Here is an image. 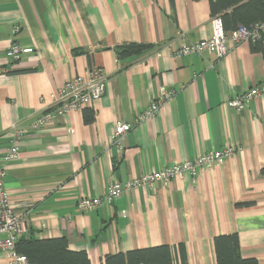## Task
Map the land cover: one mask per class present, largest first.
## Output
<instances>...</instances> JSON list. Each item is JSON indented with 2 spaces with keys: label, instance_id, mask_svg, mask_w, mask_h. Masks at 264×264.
<instances>
[{
  "label": "crops",
  "instance_id": "0c3cea01",
  "mask_svg": "<svg viewBox=\"0 0 264 264\" xmlns=\"http://www.w3.org/2000/svg\"><path fill=\"white\" fill-rule=\"evenodd\" d=\"M214 18L207 0H0V158L10 126L26 129L3 179L24 235L65 238L90 264L159 245L171 248L174 264L180 248L185 264H216L213 238L236 234L241 257L264 264V95L244 110L225 106L264 82L262 56L231 40L222 59L173 56L211 36ZM11 44L18 60L6 57ZM131 44L153 48L119 59L116 48ZM91 67L107 78L104 94L32 128L64 82ZM161 87L174 98L135 125L120 150L110 147L115 125L132 123ZM84 109L92 122L83 121ZM226 147L232 156L193 177L124 192L110 208H76L112 182ZM0 264H9L2 252Z\"/></svg>",
  "mask_w": 264,
  "mask_h": 264
},
{
  "label": "built area",
  "instance_id": "2783aa9c",
  "mask_svg": "<svg viewBox=\"0 0 264 264\" xmlns=\"http://www.w3.org/2000/svg\"><path fill=\"white\" fill-rule=\"evenodd\" d=\"M212 26L213 32L211 36L180 47L173 53V56L200 55L205 51L215 55L217 59H222L228 51L226 46L227 41L231 40L235 44L244 41L248 42L249 40H254L258 36L259 31L264 30V24H260L255 26L250 32L240 27L233 32L225 33L222 30L221 21L218 17L212 20ZM18 30L19 27L15 26L12 30L13 34L17 33ZM5 53L6 57L15 61L20 57L21 50L18 45L11 44ZM106 82V76L97 67H91L87 71L86 76H77L66 80L57 92L54 100L55 106L37 120L32 125V128L38 129V127L52 125L55 118L64 116L70 111L81 110L90 106L93 101L104 94ZM258 95H264V82L256 88H251L235 95L225 103V106L234 110H244L248 107L250 101ZM173 98L174 92L161 87L159 96L151 99L147 109L139 114L132 123L119 122L115 125L110 137L109 146L120 150L124 137L135 125L145 119L154 117L159 108ZM9 133V147L0 158V252L5 254L9 264H31L24 255L18 254L15 251V243L24 235L25 228L22 218L15 214L13 210L9 194L4 188L3 183L6 165L17 159L18 144L25 137V134H27V130L16 124H12ZM233 152V148L226 147L222 150L204 153L194 160H186L166 166L159 171L143 173L141 176L128 180L123 184L112 182L101 197L80 198L77 201L76 208L81 213L88 212L99 206L110 208L113 202L124 192H129L139 187L153 188L155 184H167L173 179H181L186 175L193 177L199 168L211 167L232 156Z\"/></svg>",
  "mask_w": 264,
  "mask_h": 264
},
{
  "label": "trees",
  "instance_id": "16d2710c",
  "mask_svg": "<svg viewBox=\"0 0 264 264\" xmlns=\"http://www.w3.org/2000/svg\"><path fill=\"white\" fill-rule=\"evenodd\" d=\"M210 14L221 21L225 33L244 28L250 32L264 24V0H207ZM250 50L262 56L264 65V30L259 31L254 40L248 41ZM150 45H127L116 48L119 59L133 54L152 50ZM83 121H93L91 109H84ZM264 175V168L261 170ZM216 264H256L253 259H244L239 253L236 234L219 235L213 238ZM180 262L185 264L183 250L180 248ZM15 251L24 255L31 264H90L84 251H72L65 238L40 240L33 234L22 235L15 243ZM171 248L159 245L150 248L134 249L125 253L107 254L102 264H174Z\"/></svg>",
  "mask_w": 264,
  "mask_h": 264
}]
</instances>
